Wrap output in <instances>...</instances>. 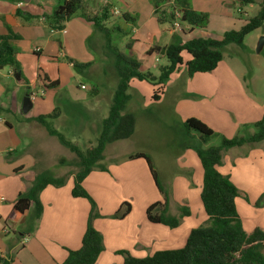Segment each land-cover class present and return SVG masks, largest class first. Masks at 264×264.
<instances>
[{"label": "crops", "instance_id": "obj_1", "mask_svg": "<svg viewBox=\"0 0 264 264\" xmlns=\"http://www.w3.org/2000/svg\"><path fill=\"white\" fill-rule=\"evenodd\" d=\"M63 1L65 0H0V37L7 35L9 29L20 36V40L13 44L18 50L21 80L15 78L13 67L0 69V106L7 110L0 116V256L13 264H62L67 259L69 250L81 248L88 227L90 205L87 200L72 196L74 174L68 176L66 186H49L40 194L44 211L31 233L27 231L30 211L21 214L14 207L18 195L31 187L36 175L47 172L43 158L45 150L41 147L44 142H51L48 140L51 136L43 126H38L33 121L34 118L59 109L58 116L51 120V124H56V130L71 142L82 138L87 147H90L98 139L103 121L108 116L98 110L96 102L89 101L88 107L84 97L71 93L64 87L66 67L61 60L68 54L65 44L69 39L66 34L70 32L72 40H77L76 46L82 54L76 57V63L91 65L93 60L86 52L85 39L95 30L92 23L79 15L70 19L63 30L51 29L44 16L52 15ZM125 4L128 9L124 14L130 15V12L143 9L145 13H149V17H155L151 0H125ZM250 6L254 7L255 3ZM194 10L209 15L207 28L195 29L194 34L204 32L207 34L205 36L221 38L230 30L226 27L225 17L202 9ZM18 11L35 18L26 21L17 16ZM241 13H245L244 9H241ZM217 21L219 22L215 23ZM236 21L237 25L233 24L231 30L239 29L246 20L236 18ZM134 31L138 44L150 32L143 23L134 28ZM216 31H220L222 35H213ZM60 34L64 35V43H59ZM154 41L157 43L156 37ZM131 46L135 50L132 44ZM156 46L157 44L149 42L138 46L137 51L142 57H150L147 51ZM233 47L235 45L226 47L222 62L212 73L196 74L189 78L182 68L171 77L158 102H153L151 97H146L139 91L131 92V85L132 88L136 87L135 83L132 84L136 79L130 83L129 94L135 102L143 101L144 108L168 106L174 115L179 116L181 124L187 119L197 118L221 137L231 139L249 136L254 132L253 125L264 116V85L262 90L258 89L253 73L249 78L243 72L236 73L234 59L226 54ZM142 62V70L147 71L144 59ZM69 65L73 66L72 62ZM45 82L49 85L57 82L58 86L53 87V91L48 94L44 87L49 85ZM92 91L96 94L94 97L99 95L97 89ZM27 95L31 97L33 107L28 114H24L22 106ZM113 97L110 96V105ZM93 112L98 113L95 118L96 127L93 129L98 136L91 137L85 132L82 115L91 116ZM39 135L43 139H39ZM183 151V155H179L177 160L183 161L182 167L188 176L187 180L175 183L173 194H183L178 206L180 209L187 207L191 213L182 218L179 227L174 229L151 223L147 219V208L162 202L163 197L158 198L151 185L153 179L146 162L135 160L110 163L109 173H104L106 179L97 184L106 193L105 205L100 210L102 218L93 221L94 228L103 236L105 246L97 264H124V257L118 254L122 251L134 258H146L160 251L180 249L184 247L191 231L200 227L186 221L193 215L192 202L188 196L196 195L194 199L197 204L198 196L200 198L201 195L203 169L194 150L184 148ZM218 170L229 176L239 189L236 207L244 230L247 233L255 229L264 230V142L224 152L223 163ZM96 175L93 171L84 181L88 192L91 179ZM194 189L197 191L194 192ZM132 194L140 196V213L135 214L136 208L132 205V211L125 219L110 218ZM174 198L176 199L175 195ZM171 207L170 201L169 212ZM11 214H14L12 219ZM202 215L204 214H200L201 226L208 222V217Z\"/></svg>", "mask_w": 264, "mask_h": 264}, {"label": "trees", "instance_id": "obj_2", "mask_svg": "<svg viewBox=\"0 0 264 264\" xmlns=\"http://www.w3.org/2000/svg\"><path fill=\"white\" fill-rule=\"evenodd\" d=\"M177 3V11L181 12V20L187 25L189 33L195 29H206L209 24V15L194 10L189 0H174ZM241 5H252L255 0H240ZM85 0H65L58 5L52 15H43L53 30H63L66 23L76 15H80L87 22L93 24L96 33H104L108 44L107 49L111 51L115 62V69L119 82L113 97V102L107 118L103 121L100 135L94 145L85 151L79 150L71 141L51 126V120L58 116L59 109L51 114L41 115L33 121L43 126L51 137H55L70 152L77 155L78 171L74 174V186L72 196L74 198L86 199L91 208L88 219V227L82 239L79 250H69L67 259L62 264H97L100 255L104 252V239L102 234L93 226V221L102 217L99 209L84 187V181L95 170L100 169L104 159V152L108 144L120 140L130 139L136 127V116L125 112L127 104L132 97L129 94L130 83L133 80L149 81L153 85L151 100H161L167 83L171 77L182 68L185 69L189 78L196 74H207L214 72L224 57V51L229 45L244 46L246 37L259 28L264 27V0L259 5L257 14L248 19L239 29H232L223 34L221 38L213 36L194 35L188 40H179L165 47H151L147 55L154 53L163 54L168 65L160 68V75L153 76L142 70V64L132 52L131 43L127 45V51L132 54L128 56L110 45V33L104 22L109 19L108 7H103L99 14L85 12ZM176 11V9H175ZM79 13V14H78ZM159 23H165L175 19L174 11L167 12L159 7L155 10ZM17 16L26 21L35 18L30 14L17 12ZM122 19L134 22V18L124 14ZM183 33L186 30L183 29ZM20 40V36L11 29L5 36L0 37V69L13 67L14 76L21 80V70L17 62L18 50L13 42ZM72 62L75 69L81 70L88 64ZM58 83H51L48 88L57 87ZM94 92V91H93ZM7 110L0 106V116ZM254 132L249 136H236L228 139L222 137L221 144L217 147L203 148L192 142L184 143L186 149L194 150L200 160L203 169V184L201 191V202L208 222L191 231L184 247L175 250H166L155 253L146 258H134L127 252H118L125 256L124 264H264V230L255 229L247 233L237 211L236 199L240 196L239 189L234 185L229 176L223 175L218 168L223 163V153L234 148L246 145L252 146L264 142V116L254 125ZM184 135L194 131L200 135V139L216 135L214 130L197 118L187 119L183 123ZM143 158L146 160L150 173L156 187L163 195V201L151 205L147 211V219L154 224H162L169 228H177L181 219L190 215L187 207L180 209L179 217L169 213L170 195L162 185L158 171L152 160L143 153L132 154L130 160ZM61 164L66 160L61 159ZM66 183L65 177H57L51 172H42L36 175L31 187L20 193L15 201L14 207L18 213L24 214L30 211L27 221V231L31 233L36 222L43 214L44 207L40 200V194L49 186L63 187ZM130 204H123L113 215V218L124 219L131 212ZM14 214L10 215L12 219ZM0 264H13L12 261L0 256Z\"/></svg>", "mask_w": 264, "mask_h": 264}, {"label": "rangeland", "instance_id": "obj_3", "mask_svg": "<svg viewBox=\"0 0 264 264\" xmlns=\"http://www.w3.org/2000/svg\"><path fill=\"white\" fill-rule=\"evenodd\" d=\"M104 1L105 0H87L85 2V12L89 11L88 13H93L96 11L99 13L103 5L104 7H108L109 19L106 20L104 24L109 32L112 30L109 35L112 49H117L118 51L131 56L132 53L129 50L127 51V45L131 43L135 47V50H132L133 55H135L137 60H139L141 63H143L142 60L144 59L147 72L151 73L155 77L160 75L161 67L168 65L166 57L159 53L148 55L150 57H142V54L137 51L138 46L147 44L149 42H151L152 45L157 44V46H168L179 40H188L194 35H207L204 32L203 34L189 33V31H187V25L177 17H175L174 20L161 24L158 22L160 15L155 14V17L151 18L148 15L149 13H145L143 9L130 12V15L134 18V22L127 23L122 19L123 14L128 9L127 5L125 4V0H107L109 2L107 6L105 5ZM151 1L153 2L154 11L157 7H159L161 10H166L167 12L174 11V14L175 12H178L177 10H179L177 9V3L174 0ZM261 1L262 0H255V6L252 7L250 5H241L240 0H189L193 9H202L216 14L219 17H225L224 20L227 22L226 27H229L227 29L230 30L233 27V24L237 25L238 21H236V18H242L244 21H247L248 19L254 17L258 10V4ZM241 9H244V14L241 13ZM219 21L215 23H218ZM175 22L179 23L180 26L183 27L182 29L186 30L187 34H184L181 32V30L175 29ZM142 23L150 32L148 35L145 34L146 36H144L142 41H140L138 44L136 42V39L138 38H136L137 34L135 33L134 28L139 27ZM67 35L69 41L65 45L68 49V54L66 58H62L61 60L66 67V74L64 75V87L70 90L71 93L73 92L80 97H84L87 100L86 106L88 107H90L88 104L89 101H93V103L96 102L98 104V110L102 112L103 115H108L111 108L110 96H114L117 90L119 78L115 69V62L111 51H109L106 46L108 42L105 34L96 33L94 31L85 39L86 52L92 58L93 62L91 65H88L81 70H77L73 66L69 65L71 61L76 62V57L78 58L79 55L82 54L79 48L76 46L75 42H77V40H72V35L70 32H68L66 36ZM213 35L220 37L222 34L220 31H216L213 32ZM263 36L264 27L259 28L249 34L244 41L243 47L235 45V47H233L234 49H230L226 52L227 55H230L232 59H234V69L236 70V73L239 74L243 72L247 78H249L252 73L255 74L257 80L256 85L260 90H262L264 85V47L260 53L257 52V48L260 39ZM154 37H156L157 43H155ZM58 38L59 43H64L63 34L58 35ZM134 83L136 87L133 86L132 88L131 85L132 93L139 91L146 97L148 96L150 98L152 96L154 87L151 82L135 80L132 84ZM46 85L49 84L46 83ZM83 85L88 89L83 90L81 88ZM44 88L48 94L53 91L52 88ZM93 89H97L99 91V95L97 97H94L96 94L92 91ZM38 91L40 90L38 89ZM37 94H39V92ZM144 106L145 103L143 101H141V103H137L134 101V99H132V101L127 104L125 112L133 113L136 111L133 113L136 116L135 132L130 139L120 140L108 144L104 152V159L101 162L100 169L94 170L95 174L97 175L91 179L92 182L90 184V192L93 193L94 196L90 192L88 193L94 199L100 214V210L105 205L104 203L106 193L97 184L98 182L103 183L106 179V175H104V173H109L108 168L111 166L110 163H123L135 160H143L146 162V160L143 158L134 160L128 159L130 156L129 154L143 153L152 160L155 169L158 171L159 179L162 185L170 195L172 207L171 212L169 213H171L172 216L179 217L181 211L178 204L180 203L179 201L182 199L183 194H180L179 192H175V194H173V189L177 181L187 180L188 176L183 170V161L179 162L177 160L179 155H183V149L185 148L184 143L192 142L194 144L200 145L203 148L217 147L221 144L222 137L217 134L207 138L205 141H202L200 139V135L194 131H192L189 136H185L183 133V124L180 123L181 121L179 116L174 115L173 111L168 106L164 105L161 107H154L153 109H151V106H146V108H144ZM97 114L98 113L93 112L91 116L89 114L82 115V119L85 120L83 122V125H85L86 128L85 132L91 137L95 135L98 136L93 132V129L95 130L96 127L95 118ZM65 125L68 126V124ZM51 126L54 129L57 128L56 124H51ZM38 138L43 139V137H40V135ZM48 140H51V142H44L43 146L41 147L43 150H45V156L43 158L47 171L51 172L55 176L61 175V177H65L67 182V179L69 178L68 176L70 174H75L78 171L77 163L79 158L76 154L70 152L68 148L64 147L57 138L50 137ZM83 140L84 139L82 138H78V140L72 143L78 147L79 150L85 151L89 147H87V144H85ZM68 141L70 140L68 139ZM96 141L97 139L95 140L94 144ZM61 159H65L66 163L61 164ZM151 185L153 186L155 192H157L158 198L159 196L163 197L158 188L155 187L156 184L154 185L152 180ZM64 186H66V183ZM196 191L197 190L194 189V192ZM125 195L126 194H122V196ZM134 195L132 194V196H130V198L123 204L128 203L131 205V207L134 205L136 208L135 214H139L141 209L140 196L138 194ZM174 195L177 200L174 198ZM194 196L195 198L197 197L194 194L188 196L192 202L191 208L193 215L192 218L186 222L198 227L202 225V222L200 221V214H204L202 216L206 215L202 207L201 199L198 196V201L196 204V199H194ZM84 201H86V199ZM174 201L177 203H174ZM87 202L90 205L88 200ZM113 215H111L110 218L115 220H123L113 218ZM123 257L125 259V256Z\"/></svg>", "mask_w": 264, "mask_h": 264}, {"label": "water", "instance_id": "obj_4", "mask_svg": "<svg viewBox=\"0 0 264 264\" xmlns=\"http://www.w3.org/2000/svg\"><path fill=\"white\" fill-rule=\"evenodd\" d=\"M264 47V36L261 37L260 42L258 44V48H257V52L260 53L262 51ZM33 104L31 102V97L29 95H27L24 98V102H23V106H22V112L24 114H28L30 112V110L32 109Z\"/></svg>", "mask_w": 264, "mask_h": 264}, {"label": "built area", "instance_id": "obj_5", "mask_svg": "<svg viewBox=\"0 0 264 264\" xmlns=\"http://www.w3.org/2000/svg\"><path fill=\"white\" fill-rule=\"evenodd\" d=\"M104 2H105V5H106V6L109 4V2H108L107 0H105ZM116 15H117V12H116ZM175 17L181 19V18H182V14H181V12H179V11H178V12H175ZM174 27H175V29H177V30H181V32H183V29H182L183 27H181L179 23L175 22V23H174ZM81 88H82L83 90H86V89H87V87L84 86V85H83Z\"/></svg>", "mask_w": 264, "mask_h": 264}]
</instances>
